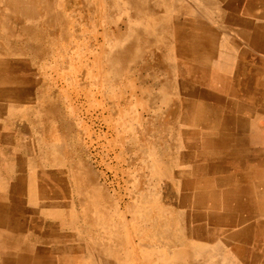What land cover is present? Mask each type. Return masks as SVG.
I'll list each match as a JSON object with an SVG mask.
<instances>
[{
  "label": "rangeland",
  "instance_id": "rangeland-1",
  "mask_svg": "<svg viewBox=\"0 0 264 264\" xmlns=\"http://www.w3.org/2000/svg\"><path fill=\"white\" fill-rule=\"evenodd\" d=\"M54 1L48 23L23 16L0 25V61L17 63L21 94L29 96L21 103L26 112L30 108L36 118L49 117L53 129L67 121L68 130L73 128L69 137L77 138L76 127L83 128L79 138L84 174L90 177L97 172L110 193L135 200V192L142 191L149 205L163 194L164 204H172L173 192L181 189L187 170L197 171L200 163L214 158L216 152L199 143L212 135L211 128L250 127L263 119L264 73L258 81H251L256 78L253 70L242 73L248 57L264 70V41L252 37L256 27L264 29V0H63L66 7ZM33 2H26L24 10L33 8ZM30 26L31 32L26 30ZM166 57V61L192 62L229 77L227 93L213 101L215 91L199 82L208 94L196 88L194 102L188 101L189 81L172 80L162 66ZM247 81L259 85H239ZM79 95L84 96L82 105L76 102ZM231 112L239 116L231 118ZM243 114L252 117L245 119ZM242 137L239 134V148L235 142L229 150L224 146L231 160L237 154L250 160L253 142L264 146L254 134ZM193 141L195 156L189 149ZM61 147L58 139L53 156L59 157Z\"/></svg>",
  "mask_w": 264,
  "mask_h": 264
},
{
  "label": "crops",
  "instance_id": "crops-1",
  "mask_svg": "<svg viewBox=\"0 0 264 264\" xmlns=\"http://www.w3.org/2000/svg\"><path fill=\"white\" fill-rule=\"evenodd\" d=\"M41 1L30 14L18 10L20 5L26 4L25 1L7 4L2 0L0 25L16 22L23 16L34 21L43 19L48 23L53 17L50 14L52 4H48V0ZM60 7L66 6L61 3ZM14 29L17 30L18 26ZM32 29L30 26L26 30L31 32ZM260 39L264 41V36ZM251 62L252 70L258 68L256 62ZM16 64L0 61V264H264V146L259 141L253 142L250 160L239 159V154L237 160H231L224 154V146L229 150L233 142L239 148V142H242L239 134L241 139L242 135L251 133L264 141V117L250 127L223 125L211 128L209 134L212 135L199 143L204 145L205 150L215 151L214 158L200 163L197 171L195 168L187 170L188 177L182 182V185H187L186 189L180 184L181 189L173 192L176 200L171 205L162 204L163 194L158 195L155 205H149L145 192L136 191L135 201H132L130 195L110 193L101 185L97 172L92 171L90 177L84 174L86 162L79 138L83 128L76 127L77 138L69 137L73 128L68 130L67 121L61 122L58 129H53L49 117L36 118L30 108L26 112L21 103L29 101V96L25 98L21 94L19 73H16L19 67ZM188 67L192 74L187 84L191 87L188 89L191 97L187 100L194 102L196 88L208 94L199 82L206 81L212 74H221L192 62L188 63ZM242 74L245 75V71ZM259 75L260 72L255 73L256 78L251 81H258ZM256 81L252 84L250 81L246 84L241 82L239 85L258 86ZM178 94L175 95L176 100ZM83 97L79 95L76 102L82 105ZM212 97L213 101L220 99ZM238 116V113H230L231 118ZM242 117L249 119L252 116L243 114ZM79 124L82 125L80 121ZM58 139L62 143L59 157L53 156V146ZM193 142L189 146L195 156L197 143ZM64 151L66 157H63ZM137 198L140 202L136 201ZM241 198L246 202L242 204ZM160 212L163 218H160ZM237 230H240L239 233ZM150 236L153 239H149ZM180 241L183 242L181 247ZM178 254L182 258H176Z\"/></svg>",
  "mask_w": 264,
  "mask_h": 264
},
{
  "label": "bare ground",
  "instance_id": "bare-ground-1",
  "mask_svg": "<svg viewBox=\"0 0 264 264\" xmlns=\"http://www.w3.org/2000/svg\"><path fill=\"white\" fill-rule=\"evenodd\" d=\"M2 0H0V2H1ZM5 2H7V4H21V3H23L24 1L25 2H28V0H4ZM34 1H36V3L34 2V5H33V8H30L29 10H27V11H25L24 10V7H25V5L26 4H24V5H20L19 6V9L18 10H20L22 13H27V12H29L30 14L32 13V11H35L38 7H39V5H40V3H37V2H42L41 0H34ZM62 0H58V2H59V4H61L60 2H61ZM103 2H104V0H102ZM107 1V0H106ZM137 1V0H136ZM168 1V0H167ZM203 1V0H202ZM214 1V0H213ZM216 1V0H215ZM225 1V0H224ZM48 2V4L49 3H54V2H57V1H53V0H48L47 1ZM97 2V1H96ZM108 2H109V0H108ZM217 2V1H216ZM102 3V2H101ZM114 3V2H113ZM116 3V2H115ZM220 3H222V2H220ZM42 4V3H41ZM57 4V3H56ZM111 4H112V2H111ZM119 4H120V2H119ZM131 4V3H130ZM183 4V3H182ZM217 3H215L214 5L215 6H217L216 5ZM37 5V6H36ZM104 5V4H103ZM109 5V4H108ZM113 5V4H112ZM134 6H135V2H134V4H133ZM132 5V6H133ZM200 5V4H199ZM206 5V4H205ZM257 5V4H256ZM262 5V4H261ZM102 6V5H101ZM105 6H107V5H105ZM111 6V5H110ZM114 6V5H113ZM122 6V5H121ZM249 6V5H248ZM247 6V7H248ZM112 7V6H111ZM110 7V8H111ZM123 7V6H122ZM149 7V6H148ZM173 7V6H172ZM44 8L45 7H43V12L42 13H44L45 11H44ZM120 8V7H119ZM152 8H153V6H152ZM174 8V7H173ZM101 9H103L102 7H101ZM126 9V8H125ZM130 9V8H129ZM132 9V8H131ZM143 9V8H142ZM145 9V8H144ZM149 9V8H148ZM206 9V8H205ZM107 10H108V8H107ZM120 10H122V9H120ZM133 10H135V9H133ZM154 10H157V9H154ZM247 10V9H246ZM113 11V10H112ZM115 11V10H114ZM123 11H126V10H123ZM127 11H129V10H127ZM136 11H138V10H136ZM157 11H159V10H157ZM46 12H48V11H46ZM173 11H171V13H172ZM128 13V12H127ZM193 13V12H192ZM112 14V13H111ZM147 14V13H146ZM151 14V13H150ZM143 16V15H142ZM169 16V15H168ZM145 17V16H144ZM257 17H258V15H257ZM129 18V17H128ZM192 18V17H191ZM127 20V19H126ZM161 20V19H160ZM194 20V19H193ZM192 20V21H193ZM237 20V19H236ZM255 20V19H254ZM263 22H264V20H262ZM179 22H180V20H179ZM190 22H191V20H190ZM196 22V21H195ZM181 23V22H180ZM193 23V22H192ZM244 23V22H243ZM250 24V23H249ZM161 25V24H160ZM179 25V24H178ZM181 25H183V24H181ZM177 26V25H176ZM249 26V25H248ZM132 27V26H131ZM160 27V26H159ZM165 27H166V24H165ZM181 27H183V26H181ZM194 27V26H193ZM247 27V26H246ZM245 27V28H246ZM161 28H163V26L161 27ZM167 28V27H166ZM165 28V29H166ZM177 28V27H176ZM261 28V27H260ZM260 28H258V27H256V30L255 31H253V32H255V33H257L256 35H254V36H252L253 38H255V39H259L260 37H263L264 36V29H260ZM175 29V28H174ZM173 29V30H174ZM188 29V28H187ZM240 29H241V27H240ZM156 30H157V32H158V29H157V27H156ZM162 30V29H161ZM186 30V29H185ZM253 30V29H252ZM219 31H221V30H219ZM149 32H150V30H149ZM153 32V31H152ZM174 32H175V30H174ZM181 32V31H180ZM179 31H178V33H180ZM185 32V31H184ZM183 32V33H184ZM159 33H161V32H159ZM170 33V32H169ZM251 33V32H250ZM151 34V33H150ZM154 34V33H153ZM158 34V33H157ZM171 34H172V32H171ZM159 35V34H158ZM160 35H162V34H160ZM180 35V34H179ZM192 35V34H191ZM182 36V35H181ZM186 36V35H185ZM171 37H172V35H171ZM173 37H174V35H173ZM172 37V38H173ZM179 37V36H178ZM178 37H174V38H178ZM164 38V37H163ZM186 38V37H185ZM249 38V37H248ZM151 40L152 39H150V42H151ZM131 41H132V39H131ZM164 43H166L165 41H164ZM174 43H175V40H174ZM182 44V43H181ZM253 44H254V42H253ZM185 45V44H184ZM154 47V46H153ZM152 47V48H153ZM162 47V46H161ZM193 47V46H192ZM126 48V51H124V52H126V53H129L130 51H128V50H130L131 49V43L129 42V44L125 47ZM184 48V47H183ZM197 48V47H196ZM200 49V48H199ZM138 50H139V48H138ZM182 50V49H181ZM184 50V49H183ZM187 51V50H186ZM155 52V51H154ZM165 52V51H164ZM163 52V53H164ZM162 53V54H163ZM224 53V52H223ZM222 53V54H223ZM146 54V53H145ZM166 54V53H165ZM226 54V53H225ZM167 56V55H166ZM223 56V55H222ZM227 56V55H226ZM228 56H230V55H228ZM223 57H225V56H223ZM170 58V57H169ZM168 58V59H169ZM162 59V58H161ZM167 60V57L166 58H164V60L162 61V66H166V69H168L169 71H170V73H171V75H172V80H174L175 81V79H177L178 80V78L180 79V78H182V79H184V80H186L187 81V79H189L190 78V76H191V74H192V71H190V69H189V67H188V63L189 62H185V61H180L179 59H172L171 58V60L172 61H166ZM225 59V58H224ZM223 60V59H222ZM224 61V60H223ZM225 61H228V60H226L225 59ZM251 61H253V62H255V60L252 58L251 60H250V57H248V59L246 60V62L243 64V66H244V68H245V70H244V68H243V72L245 71V73L247 72V70L248 69H250V70H252V62ZM229 62V61H228ZM232 62V61H231ZM222 65H223V63H222ZM227 66V65H226ZM223 67V66H222ZM257 67H258V65H257ZM225 68V67H224ZM232 67H230V69H231ZM228 70V69H227ZM256 74L258 73V72H260V74H262L263 72H264V70H262V69H260V68H256V69H254L253 70ZM163 73H164V71H163ZM233 74V73H232ZM226 75V74H225ZM227 76V75H226ZM166 77V76H165ZM173 78H175V79H173ZM227 78H229V77H227ZM227 78H225L223 75H221V76H217V75H214V74H212V75H210V76H208L207 78H206V81H203V82H200L201 84H203L205 87H206V89L207 90H209V91H215V93L217 94L215 97H221L222 96V94L221 93H224L225 94V92L227 93V89H228V79ZM234 78V77H233ZM165 79V78H164ZM227 79V80H226ZM170 80H171V78H170ZM230 82V81H229ZM174 83V82H173ZM186 83V82H185ZM161 84V83H160ZM163 84V83H162ZM165 84V83H164ZM171 85H172V83H171ZM177 85V84H176ZM234 85V84H233ZM235 86V85H234ZM167 88V87H166ZM231 88V87H230ZM178 89H179V87H178ZM205 89V91H207ZM168 90V89H167ZM174 90V89H173ZM231 90V89H230ZM233 90V89H232ZM164 91V90H163ZM232 92V91H231ZM166 93V92H165ZM174 93H175V91H174ZM178 94V93H177ZM176 94V95H177ZM171 95V94H170ZM224 96H226V95H224ZM227 97V96H226ZM222 98V97H221ZM227 99V98H226ZM165 100V99H164ZM191 102V101H190ZM197 102V101H196ZM164 103V102H163ZM183 103V102H182ZM189 103V102H188ZM169 108V107H168ZM167 109V108H166ZM183 110V109H182ZM182 110H181V112H182ZM206 110V109H205ZM145 112V111H144ZM176 113V112H175ZM143 115V114H142ZM144 116V115H143ZM174 117V116H173ZM179 117V116H178ZM162 118V117H161ZM173 120V119H172ZM144 121V120H143ZM143 121H142V123H143ZM152 121V120H151ZM177 121H178V119H177ZM141 124V123H140ZM211 124V123H210ZM195 128V127H194ZM189 129V128H188ZM192 129V128H191ZM196 129V128H195ZM197 129H199V128H197ZM221 129V128H220ZM233 129V128H232ZM231 129V130H232ZM189 131H190V129H189ZM199 131V130H198ZM222 131H224V130H222ZM227 131V130H226ZM225 131V132H226ZM192 132V131H191ZM230 132V131H229ZM183 134V133H182ZM158 135V134H157ZM191 137V136H190ZM193 137V136H192ZM197 136H195V138H196ZM179 140V139H178ZM178 140H176V141H178ZM195 140H197V139H195ZM175 141V142H176ZM178 142H180V141H178ZM177 143V142H176ZM194 143V142H193ZM195 144V143H194ZM176 145V144H175ZM187 147V146H186ZM190 149V148H189ZM228 153V152H227ZM179 159V158H178ZM250 159V158H249ZM237 160V159H236ZM176 161V160H175ZM177 163V162H176ZM234 163V162H233ZM178 164V163H177ZM223 164V163H222ZM244 164V163H243ZM225 165V164H224ZM253 165V164H252ZM251 165V166H252ZM212 166V165H211ZM232 166V165H231ZM221 167V166H220ZM219 167V168H220ZM214 168V167H213ZM218 168V167H217ZM233 168V167H232ZM261 168V167H260ZM264 168V167H263ZM262 168V169H263ZM212 169V168H211ZM210 169V170H211ZM254 169V168H253ZM209 170V169H208ZM214 170V169H213ZM231 170V169H230ZM234 170V169H233ZM251 170V169H250ZM257 170V169H256ZM210 172V171H209ZM221 172V171H220ZM242 172V171H241ZM155 173V172H154ZM230 173V172H229ZM233 173V172H232ZM259 173H261V172H259ZM258 173V175H260ZM208 175H209V173H208ZM263 175V174H262ZM261 175V176H262ZM264 176V175H263ZM218 177V176H217ZM246 177V176H245ZM204 178H206L205 176H204ZM253 178V177H252ZM251 178V179H252ZM257 178V177H256ZM260 178V177H259ZM182 179H184V178H182ZM188 179H191V178H188ZM198 179V178H197ZM224 179V178H223ZM245 179H247V177L245 178ZM193 180V179H192ZM196 180V179H195ZM205 180V179H204ZM241 180V179H240ZM185 181V180H184ZM202 181V180H201ZM188 182H189V180H188ZM198 182V181H197ZM206 182V181H205ZM250 182V181H249ZM257 182V181H256ZM260 182V181H259ZM191 183V182H190ZM251 183V182H250ZM250 183H248V184H250ZM188 184V183H187ZM201 184H203V183H201ZM205 184V183H204ZM203 184V185H204ZM226 184V183H225ZM263 184V183H262ZM186 185V184H185ZM196 185V184H195ZM194 185V186H195ZM198 185H200V183L198 184ZM239 185V184H238ZM264 185V184H263ZM187 186V185H186ZM201 186V185H200ZM208 186V185H207ZM214 186V185H213ZM236 186V185H235ZM250 186V185H249ZM254 186V185H253ZM199 187V186H198ZM204 187H206V186H204ZM240 187H243V186H240ZM256 187H258V186H256ZM262 187V186H261ZM261 187H259V189L261 188ZM201 189H202V187H200ZM214 188V187H213ZM225 188V187H224ZM236 188H237V186H236ZM254 188V187H253ZM204 189H206V188H204ZM248 189V188H247ZM250 189V188H249ZM197 190V189H196ZM199 190V189H198ZM209 190V189H208ZM237 190H238V188H237ZM236 190V191H237ZM242 190V189H241ZM251 190V189H250ZM209 191H211V190H209ZM227 191V190H226ZM248 191V190H247ZM258 191V190H257ZM260 191H261V189H260ZM186 192V191H185ZM241 192V191H240ZM244 192V191H243ZM259 192V191H258ZM188 193V192H187ZM189 193H190V191H189ZM196 193V192H195ZM194 192L192 193V194H195ZM208 193H210V192H208ZM219 193V192H218ZM237 193H238V191H237ZM242 193V192H241ZM183 197V196H182ZM192 197V196H191ZM140 198V197H139ZM207 199H208V196L206 197ZM242 199L243 198H241V200L240 201H242ZM140 200H141V198H140ZM162 200V199H161ZM166 200H167V198H166ZM249 200V199H248ZM264 200V199H263ZM133 201V200H132ZM135 201V200H134ZM211 201H214V200H211ZM138 202H140V201H138ZM162 202V201H161ZM179 202V201H178ZM246 202V201H245ZM245 202H243L242 201V204L243 203H245ZM182 203V202H181ZM191 203V202H190ZM209 203V202H208ZM224 203V202H223ZM226 203V202H225ZM230 203H233V202H230ZM249 203V202H248ZM255 203V202H254ZM131 204H133V203H131ZM136 204V203H135ZM138 204V203H137ZM163 205H164V203H162ZM183 204V203H182ZM238 204V203H237ZM139 205V204H138ZM168 205V204H167ZM169 205H171V204H169ZM185 205V204H184ZM208 205V204H207ZM214 205H215V202H214ZM159 206V205H158ZM181 206H183V205H181ZM205 206H206V204H205ZM216 206V205H215ZM237 206H239L240 207V205H237ZM131 207V206H130ZM140 207V206H139ZM149 207V206H148ZM153 207H155V206H153ZM160 207V206H159ZM165 207V206H164ZM163 207V208H164ZM185 207V206H184ZM189 207V206H188ZM238 207V208H239ZM242 207H244V206H242ZM141 208V207H140ZM168 208V207H167ZM207 208V207H206ZM227 208V207H226ZM241 208V207H240ZM247 208H248V206H247ZM254 208V207H253ZM258 208V207H257ZM169 209V208H168ZM193 209V208H192ZM195 209V208H194ZM236 209V208H235ZM235 209H234V211H235ZM141 210V209H140ZM144 210V209H143ZM157 210V209H156ZM167 210V209H166ZM245 210V209H244ZM243 210V211H244ZM252 210V209H251ZM126 211V210H125ZM135 211V210H134ZM150 211H153V210H150ZM188 211V210H187ZM190 211V210H189ZM188 211V212H189ZM203 211V210H202ZM201 211V212H202ZM204 211H205V209H204ZM248 211H249V208H248ZM248 211H246V212H248ZM254 211V210H253ZM141 212V211H140ZM182 212V211H181ZM231 212V211H230ZM127 213V212H126ZM154 213V212H153ZM166 213V212H165ZM259 213V212H258ZM247 214V213H246ZM161 217L160 218H163L162 217V215H161V212H160V214H159ZM163 215H165V214H163ZM149 216V215H148ZM168 216V215H167ZM167 216H166V218H167ZM183 216V215H182ZM232 216V215H231ZM249 216H251V215H248V217ZM156 217H158V216H156ZM190 217V216H189ZM188 217V218H189ZM228 217V216H227ZM230 217V216H229ZM239 217V216H238ZM252 217V216H251ZM250 217V218H251ZM261 217V216H260ZM187 218V217H186ZM191 218V217H190ZM225 218V217H224ZM240 218V217H239ZM258 218V217H257ZM158 219V218H157ZM182 219V218H181ZM184 219V218H183ZM242 218H240V220H241ZM160 220V219H159ZM162 220V219H161ZM248 220V218H246L245 219V221H247ZM148 221V220H147ZM163 221V220H162ZM167 221V220H166ZM165 221V222H166ZM174 221V220H173ZM233 221V220H232ZM238 221V220H237ZM146 222V221H145ZM145 222H144V224H145ZM164 223V222H163ZM171 223V222H170ZM174 223V222H173ZM178 223V222H177ZM176 223V224H177ZM186 223V222H185ZM190 223V222H189ZM239 223H240V221H239ZM255 223V222H254ZM159 224V223H158ZM157 224V225H158ZM164 224H166V223H164ZM167 224H168V222H167ZM249 225H252V223L250 224V223H248ZM247 224V225H248ZM130 225V224H129ZM163 225V224H162ZM169 225V224H168ZM144 226V225H143ZM146 226V225H145ZM239 226V225H238ZM255 226V225H254ZM151 227V226H150ZM155 227H156V225H155ZM155 227H153V228H155ZM160 227V226H159ZM232 227V226H231ZM246 227H248V226H246L245 225V228ZM152 228V229H153ZM242 228V227H241ZM244 228V229H245ZM250 228H252V226L250 227L249 226V229ZM262 228H263V226H262ZM247 229V228H246ZM148 230V229H147ZM243 230V229H242ZM250 230H252V229H250ZM249 230V231H250ZM264 230V229H263ZM144 231V230H143ZM154 229H153V233H154ZM156 231H159V229L158 230H156ZM233 231V230H232ZM238 231V232H237ZM236 232L237 233H239V231L240 230H237ZM248 231V232H249ZM130 232V231H129ZM141 232V231H140ZM148 232V234H149V231H147ZM231 232V231H230ZM235 232V231H234ZM243 232V231H242ZM247 232V231H246ZM152 233V234H153ZM157 233V232H156ZM156 233H155V235H156ZM226 233V232H225ZM236 233V234H237ZM251 233V232H250ZM254 233V232H253ZM159 234H160V232H159ZM165 234V233H164ZM130 235V234H129ZM149 235H151V234H149ZM163 234L161 233V235L160 236H162ZM182 235H183V233H182ZM244 235V234H243ZM251 235V234H250ZM263 235H264V233H263ZM219 236H221V235H219ZM233 236V235H232ZM236 236V235H235ZM239 236V235H238ZM254 236V235H253ZM137 237V236H136ZM164 238H166L165 236H163ZM231 237V236H230ZM229 237V238H230ZM149 238V237H148ZM147 238V239H148ZM155 238V237H154ZM158 238H160V237H158ZM162 238V237H161ZM226 238H228V237H226ZM237 238V237H236ZM249 238V237H248ZM250 238H251V236H250ZM249 238V239H250ZM253 238V237H252ZM142 239V238H141ZM141 239H140V241H141ZM145 239V238H144ZM149 239H153L152 238V236H150V238ZM148 239V240H149ZM187 239V238H186ZM190 239V238H189ZM189 239H187V240H189ZM212 238H210L209 240H211ZM233 239V238H232ZM248 239V240H249ZM254 239V238H253ZM116 240V239H115ZM133 240V239H132ZM139 240V239H138ZM147 240V241H148ZM161 240V239H160ZM159 240V241H160ZM164 240V239H163ZM191 240V239H190ZM208 240V241H209ZM228 240V239H227ZM230 240H231V238H230ZM229 240V242H231ZM143 241V240H142ZM154 241V240H153ZM183 241V240H182ZM222 241V240H221ZM225 241V240H224ZM240 241V240H239ZM252 241V240H251ZM262 241V240H261ZM131 242V241H130ZM144 242V241H143ZM166 242V241H165ZM223 242V241H222ZM226 242V241H225ZM241 242H242V240H241ZM140 242H137V244H139ZM148 243H151V241H149ZM153 243V242H152ZM156 243H158V242H156ZM161 243V242H160ZM167 243H168V240H167ZM183 243V242H182ZM182 243H181V241H180V244H179V246L181 245L182 246ZM186 243V242H185ZM240 243V242H239ZM136 244V243H135ZM192 244V243H191ZM160 245V244H159ZM185 245V244H184ZM130 246V245H129ZM141 246V245H140ZM154 246V245H153ZM180 246V247H181ZM224 246V245H223ZM131 247V246H130ZM133 247H135V245L133 246ZM126 248V247H125ZM129 248V247H128ZM127 248V249H128ZM142 248V247H141ZM144 248V247H143ZM162 248V247H161ZM165 248H166V246H165ZM164 248V249H165ZM168 248V247H167ZM194 248V247H193ZM193 248H191L192 249V251H193ZM148 249V248H147ZM190 249V250H191ZM200 249V248H199ZM210 249H212V248H210ZM125 250V249H124ZM137 250V249H136ZM143 250V249H142ZM144 250H146V249H144ZM148 250H150V249H148ZM151 250H152V248H151ZM150 250V251H151ZM198 250V249H197ZM196 250V251H197ZM129 251V250H128ZM132 251V250H131ZM138 251V250H137ZM136 251V252H137ZM161 251H163V250H161ZM240 251V250H239ZM146 252V251H145ZM155 252V251H154ZM158 252V251H157ZM195 252V251H194ZM194 252H192V253H194ZM135 253V252H134ZM162 253V252H161ZM132 254V253H131ZM177 254V253H176ZM195 254V253H194ZM242 254V253H241ZM264 254V253H263ZM143 255H145V254H143ZM168 255H169V252H168ZM179 255V256H178ZM177 256H176V258L177 257H181L180 256V254H178ZM262 255V254H261ZM132 256H134V255H132ZM135 256H136V254H135ZM134 256V257H135ZM210 256H211V254H210ZM146 257V256H145ZM171 257V256H170ZM169 256H168V258H170ZM253 257V256H252ZM262 257V256H261ZM84 258V257H83ZM142 258V257H141ZM173 258V257H172ZM171 258V259H172ZM175 258V257H174ZM182 258V257H181ZM203 258V257H202ZM201 258V259H202ZM162 259V258H161ZM165 259H167V258H165ZM190 259V258H189ZM192 259V258H191ZM208 259V258H207ZM139 260H140V258H139ZM195 260V259H194ZM240 260V259H239ZM196 261V260H195ZM201 261V260H200ZM246 261V260H245ZM263 261V260H262ZM138 262H140V261H138ZM194 262V261H193ZM192 262V263H193ZM202 262V261H201ZM198 263V262H197ZM164 264V263H163ZM199 264V263H198ZM201 264V263H200ZM204 264V263H203ZM262 264H263V262H262Z\"/></svg>",
  "mask_w": 264,
  "mask_h": 264
}]
</instances>
